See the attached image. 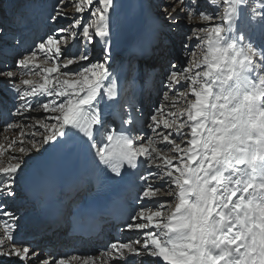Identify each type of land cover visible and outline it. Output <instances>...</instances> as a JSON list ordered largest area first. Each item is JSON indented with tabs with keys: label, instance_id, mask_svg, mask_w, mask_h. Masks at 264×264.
<instances>
[{
	"label": "snow or ice",
	"instance_id": "6c2138e0",
	"mask_svg": "<svg viewBox=\"0 0 264 264\" xmlns=\"http://www.w3.org/2000/svg\"><path fill=\"white\" fill-rule=\"evenodd\" d=\"M177 2L183 4L184 0ZM209 2L215 14L202 11L199 16L218 22L193 30L186 39L197 40L199 55L193 50L191 62L179 71L171 64L173 70L163 83L169 91L187 84L185 89L175 90V95L184 99V107L169 113L157 108L149 117L147 127L152 135L146 140L143 135L122 134L124 125L133 124L135 107L132 99L121 98L118 80L110 71L112 22L118 0H78L76 12L89 11L82 31L75 30L80 18L68 27L57 28L16 59L19 73L5 62L0 78L7 80L8 90L15 94L16 114L32 110V98H48L37 107L50 114L46 119L51 122L36 121L42 131L31 134L27 141L30 148L23 146L24 140L19 142L21 154L51 150L70 154L88 149L114 180H123L128 170L142 166L157 169L138 176L144 188L137 200L167 195L173 201L166 212L159 210L163 205L157 210L140 208L131 216L132 223L125 225L127 230L155 229L143 233L142 247L156 258V264H264V74L259 71L264 67V0ZM190 3L193 8L188 10L189 16H194L197 0ZM63 5L64 0H59L54 6L49 17L53 23L64 16ZM161 11L169 20L174 18L167 7ZM15 19L23 22L19 16ZM0 38L15 39L4 27H0ZM75 39H82L81 51L64 56L62 46ZM97 41L103 45L101 60L90 62L79 72H60L61 67L91 61L89 47ZM38 54L44 56L39 63ZM8 55L7 45H0V57ZM50 60L53 63L48 66ZM105 100L108 106L102 109ZM108 118L119 121L121 133L105 128ZM98 132L106 140L102 146L96 142ZM157 137L168 147H157ZM137 141L143 142L137 146ZM13 159L15 163L0 168V199L17 197L18 177L27 167L26 159ZM161 179L169 185L166 192L153 185ZM0 214L11 220L4 226L6 239L12 240L19 217L5 211L3 203ZM133 243L139 245L141 240L114 242L110 248L120 256L127 250L130 256L140 257L141 250ZM4 245L5 239L0 238L3 257L15 256L25 262L39 256L29 246ZM40 264L65 261L49 258Z\"/></svg>",
	"mask_w": 264,
	"mask_h": 264
},
{
	"label": "rangeland",
	"instance_id": "374dc122",
	"mask_svg": "<svg viewBox=\"0 0 264 264\" xmlns=\"http://www.w3.org/2000/svg\"><path fill=\"white\" fill-rule=\"evenodd\" d=\"M21 1L22 0H2V1L0 0L1 10L2 11L4 10L6 12V14H4L2 16L3 19H6V20L10 19L9 18L10 8L9 7L11 5L16 4L18 2H21ZM29 1L30 0H28V2ZM50 1L51 2H49V5H47V6L50 9V15H53L54 12H53V9L51 8L52 7L51 4L53 3V1L52 0H50ZM77 2H78V0H64V5L61 7V11L64 14V16L58 18L55 23H52L53 24V28L51 29L50 35H52L57 28H64V27L70 26L73 23V21L75 19H77V18L81 19V24H80L79 28H77L75 30L78 31V32L82 31L83 24L86 23L88 21V19H89V11L86 10L83 14L77 13L76 12V8H75V4ZM58 3H59V0L56 1L55 6ZM118 3H119V8H118V11H117L114 19H113L112 24H117L118 23V27L119 28L113 27L114 36L112 37V40H111L112 43H115V42L119 41V36L126 30L127 27H129L132 24L133 15H134L135 12H138L139 9L142 10V14L146 13V14H144L145 17H146L147 14H148V16L153 14V15H155V17L156 16H160V17H163V18L166 17V20H162L164 28H166L168 30V33H170L171 35H174L175 40H176V42L178 44L177 45L178 49L176 51H178L180 54L182 53V55H180L179 58H178L177 57V52H176V54H174V57H172L170 59L168 65H167L168 68L166 69V67H165L166 76H167V74L170 71L173 70L170 67L171 64H173V63L176 64L177 65V69L176 70L179 71V70H182L184 67L189 65V63L192 60V51L193 50H195L197 52V54L199 55L200 50L195 47L196 44H197V40L195 38H193L191 41L186 39L188 36L192 35L193 30L194 29L203 28V27H208V26H211L213 23L218 22V21H204L199 16V13L202 12V11H204V12H213V14H215V11L211 7L209 0H197V3L195 5V9H194L196 14L194 16H189V11L188 10L193 8V5L190 3V0H184L183 4L178 3L177 0H118ZM20 5H18L17 8ZM30 5H32V4H30ZM173 5H175V7H176V11L175 12H172V6ZM147 7L149 9H151V12H153V13L149 12V9ZM162 7H167V12L172 13V16L174 17L172 20H169L167 18V14L164 11H161ZM53 8H54V6H53ZM34 9L35 8H33L32 11H34ZM220 10H222V9H220ZM45 19H46V22H48V23L52 22L49 19V15ZM134 19H136V18H134ZM28 30H30V28H28ZM23 31H24V34H22L21 37H26L28 35V31L25 30V29ZM168 37H169V34H168ZM155 38L158 39L159 37L157 36ZM155 38H153L151 41H149L145 45V48L143 50H139L138 51L139 53H141L144 56L143 64L141 65V67L139 69V71L140 70L141 71L138 72L139 75L144 74V79L141 80L140 78H138V74H137L136 79L133 80L134 83H135V80L137 81L136 87H142L143 88L142 91H145L146 93H151L152 91L157 93L155 88H154V86H151L152 84L157 82V80H156V78L149 79L148 73H147V71L145 69V66H144V64H145L144 61L146 60L147 57H154L157 60H162V61H165L166 58L168 57L167 56V51L168 50L166 51L162 47L161 43L158 44V40H157V42L154 41ZM8 44H11V46H12L14 43H8ZM186 44L188 45L187 48L185 47ZM82 46H83L82 39L69 40V42L67 44V50H66L67 54H65L64 56L78 55L79 52L82 49ZM19 47L22 48L21 43H20ZM65 47L66 46H62V52L64 51V49H66ZM91 47H92V45L90 46L89 51L91 50ZM97 47H99V46H97ZM93 50H94V48L90 51L91 61H83V62H79V63H74L73 65H70L71 68L69 70H67V71L66 70H61V72L62 73L63 72H79L81 70V68L86 67L90 62H95V61L101 60L102 59V51H100L101 47H100V49H98V48L95 49L97 51H100L98 53H96ZM8 52H9V56L10 57L14 55V51H12V52L8 51ZM149 52H150V54H148ZM40 55H43V54H40ZM62 60H63V57H61V61ZM15 61H14V68L17 71H19V69H17L16 66H15ZM49 63L52 64L53 61L50 60ZM154 66H155V64H153V67ZM0 68H1V66H0ZM262 68L264 69V67H262ZM0 71H2V70H0ZM37 71H39V69H37ZM259 71H261L262 74H264L262 69H260ZM25 78H27V77H25ZM165 78L166 77H164V81H165ZM1 79L3 80L4 78H1ZM177 86H178L179 90H183V89H185L187 87V84L186 83H181L180 85H177ZM177 86H174V87L177 88ZM162 87H163V84H162ZM125 90H127V88H125L123 91H125ZM167 92H168V90L166 91V88H165L163 90V92L161 93L160 103H159V106L157 107V108H160L162 113H164V111L169 113V112L175 111L176 108L184 107L183 106L184 103H182L184 101L183 98L175 95V93H173L172 91H171V95L169 97ZM165 93H167V95H168L167 97H169V98H166ZM172 97H174V98L172 99ZM177 97L179 99H182V100H178L177 101ZM189 99H191L190 96H189ZM38 100L33 101L32 104L35 105L37 102L40 103L41 99H38ZM46 100L47 99H44L42 102H46ZM164 105H168V106L171 105L172 107H173V105H175V107L174 108H165ZM34 108H35V106H34ZM163 109H164V111H163ZM49 115L50 114L41 113V116H37V115L35 116V115L32 114V115H30L31 118H29L30 116H25L24 119L28 122L27 125H33V126L28 127V128H27V126L22 124L23 121L20 120V119L18 121L16 120V127L14 129H7V130L5 129V130H3V128L0 127V141H1V139H3V144H0V151L3 148L4 144H8V143L11 144L12 143V140H11L12 138H14V139L18 138L17 140H19V142L21 140H24L25 141V145L28 146V147H31V145L28 144L27 141L31 138V134L33 133V131L34 130L42 131V129H39L38 126H36V121L37 120H43L46 123H50L51 121L46 119V117L49 116ZM158 118H159V116H158ZM165 118H166V116H165ZM22 128L24 130V135H22V132H21ZM9 132H13V133L11 134ZM7 137H8V139H7ZM37 139H40V137L37 136ZM157 141H158L157 142V147H161V148H167L168 147L166 145V142H163L158 137H157ZM19 142H17L14 145L11 144V147L13 149L19 150V147L21 146V144ZM138 142H140V141H138ZM140 143H142V142H140ZM3 150L5 151V153H9L6 147H4ZM1 152H3V151H1ZM15 152H16V154H11L12 157H20L21 159H24V158L27 157V154H21L19 151H15ZM172 154L175 155L174 153H172ZM0 156H2V154H0ZM6 158L7 159H1V157H0V164L2 163V161L6 162L7 165H9L10 163H15L13 158H11V157H6ZM29 167H31V166H28L24 170V172H26V170ZM24 175H25V173H24ZM157 182H158V184L154 185V187L160 188L162 192H166L167 188L169 186L167 181H166V179H161L160 181H157ZM160 196L161 197L164 196V198L162 199ZM160 196H158L156 198L157 199V204L154 205V207H152V210H157L160 205H163L164 207L160 208L159 210H161L163 212H166L167 208H168V204L173 201V197L167 196V195H160ZM150 229H145V230H150ZM144 232L145 231L143 230V231H140L138 233L141 234V236H143ZM138 233H135L132 236L133 237V241L129 240V241H126V242H123V243L134 242L135 240H137L136 236H137ZM133 247H136V248H139V249L142 248L140 244H139V246L138 245L136 246L134 243H133ZM39 249H40V252H41L42 248H39ZM140 250H141V253L146 254V257H148V259L146 258V261H150V262H153V263L156 262V261H152L151 258L148 256V254L143 251V249H140ZM101 253L102 252H99L97 254V256L99 254H101ZM102 254H105V253H102ZM105 256H106V254H105ZM10 258H12V259H10ZM90 260H95V259H90ZM115 260H113V261H115ZM0 261L3 262V263L7 261L6 263H8V264H14L15 263V256L14 257L13 256L12 257H3V256H1L0 257ZM113 261H111V262H113ZM134 261L127 262L124 259H120V261L118 262V260H116V262L118 264H132V263H134ZM26 262L29 264L28 260ZM3 263H0V264H3Z\"/></svg>",
	"mask_w": 264,
	"mask_h": 264
},
{
	"label": "bare ground",
	"instance_id": "6f19581e",
	"mask_svg": "<svg viewBox=\"0 0 264 264\" xmlns=\"http://www.w3.org/2000/svg\"><path fill=\"white\" fill-rule=\"evenodd\" d=\"M31 2V0L28 2V4ZM32 12H34L33 14H32ZM134 13V12H133ZM137 13H142V10H139ZM144 14H146V13H144ZM143 14V15H144ZM30 15H36V11H31V12H27L25 15H22L23 17H26V16H28V17H26V18H28L29 19V17H30ZM148 15V14H147ZM146 15V16H147ZM145 16V15H144ZM149 16H155V15H149ZM166 18V17H165ZM114 25V27H118V24H113ZM24 28L26 27V26H23ZM30 28V27H29ZM119 28V27H118ZM24 30V29H23ZM118 32V31H117ZM22 34H24V31L23 32H21ZM154 41H156L157 42V38H155L154 39ZM9 48H14V44L12 45V46H9ZM98 48V47H97ZM19 49L21 50V47H19ZM92 49V48H91ZM98 49H100V46H99V48ZM66 50H67V46H66V49H64V51H63V53H64V55L65 54H67V52H66ZM9 51H13V49H11V50H9ZM91 51V50H90ZM138 54L139 55H142L141 53H139L138 52ZM134 55H136V53L135 52H131V54H130V62L134 59ZM7 58H8V60L10 61V59H11V57L8 55L7 56ZM1 60V59H0ZM145 62V61H144ZM160 63V62H159ZM52 65V64H51ZM50 65V66H51ZM141 67V66H140ZM71 68V66H68L67 68H64V67H61V69H60V71L61 70H69ZM164 70H165V68H164ZM138 72H139V70L137 69L136 70V75L138 74ZM37 79H39V77H36ZM5 79V78H4ZM134 79H136V78H134ZM133 79V80H134ZM130 85H133V86H136L137 85V81L135 80V83L134 84H130ZM151 86H154L153 84L151 85ZM126 87H123L122 88V90H121V94L122 95H124V94H126L127 93V90H125V91H123L124 89H125ZM146 89V88H145ZM154 90V89H153ZM175 90H179V88H178V86H177V88L176 87H174V91H172L173 93H175ZM7 91H5L1 96L2 97H5L7 94ZM134 93V92H133ZM36 98V97H35ZM35 98H32L33 100H32V102L33 101H35L36 99ZM174 97H172V99H173ZM39 99H41L40 100V103H43L42 101L44 100V99H48L47 97H39ZM178 100H182V99H179L178 97H177V101ZM182 103H184V101L182 102ZM37 104H39V102H37L35 105H33L32 104V110H30V111H27V112H22V113H20V114H16V107H17V104H16V106H15V108H11V113H12V116H13V118L14 119H17V118H21L22 119V124H24L25 126H27V128L28 127H30V126H33V125H27V121L24 119L25 118V116H30V115H32V114H34L35 116L37 115V116H41V113H45L41 108H38L37 107ZM182 105V104H181ZM34 106H35V108H34ZM165 106V108H174V107H172L171 105H164ZM183 106H184V104H183ZM182 108V107H181ZM163 111H164V109H163ZM169 112V111H168ZM164 113H167V112H165L164 111ZM46 114H48V113H46ZM141 114H138V116H140ZM167 118V117H166ZM19 125V124H18ZM21 126V125H20ZM20 131V130H19ZM34 131H36V130H34ZM33 131V132H34ZM21 132L22 133H24V130H23V128L21 129ZM11 134L13 133V132H10ZM15 134V133H14ZM4 137V136H3ZM11 138V137H10ZM7 139H8V137H7ZM18 138H12L11 140H12V145H14V144H16L17 142H19V140H17ZM5 141V140H4ZM10 142V141H9ZM138 142V141H137ZM0 144H3V139H1V141H0ZM11 144H4V146H3V148L4 147H6L7 148V150H8V152L9 153H5V151L3 150V148L1 149V151H3V152H1L0 151V154H2V156H0L1 157V159H7L6 157H11V158H13L12 157V155L11 154H16V152L15 151H19V150H17V149H13L12 147H11ZM24 147H26V148H30V147H28V146H26L25 144L23 145ZM42 151V150H41ZM61 152H62V150L60 151V150H51V151H49V152H43L42 154H39V153H36L35 151H33L32 153H31V156H28L27 155V157L26 158H24V159H26V161H27V167L28 166H31V167H29V168H33V167H35V166H37V167H40V166H43V165H45V164H47L49 161H51L52 159L53 160H56L58 157H59V155L61 154ZM18 154V153H17ZM170 155H173L172 153H170ZM20 158V157H19ZM28 158V159H27ZM14 162H16L15 161V159H14ZM174 163H175V161H174ZM8 165L6 164V162H3L2 161V163L0 164V168H4V167H7ZM27 167H25V169L27 168ZM28 168V169H29ZM24 169V170H25ZM153 170V168H147V167H145V173H148V172H151ZM25 173V172H24ZM24 175V174H23ZM0 176L2 177V179H3V176H2V174H0ZM19 181H20V179H19V177H18V185H17V188H16V191H17V197L15 198V199H11V198H9V199H2L3 200V202H4V205H5V207L6 208H8L9 209V211H16L17 213H18V210L19 209H21L22 207H20V206H17L16 205V203L15 202H20V200L22 199L20 196H22V193H21V191H20V188H19ZM156 184H158V182H156ZM23 200V199H22ZM22 200H21V203H23L22 202ZM147 200H145L144 202H146ZM148 201H152V204H153V206L154 205H156L157 204V199L156 198H153V199H151V200H148ZM24 207H26V209L27 208H29V206L30 205H28V204H22ZM147 209H150V208H147ZM151 210V209H150ZM19 214V213H18ZM27 214V213H26ZM16 216H18V215H16ZM20 219V218H19ZM2 221H4V219H1L0 220V238H4L5 239V245H4V247H6V248H10L12 245H11V242H13V241H16V235L17 234H15V231H13V233H12V235H13V239L12 240H7L6 239V237H5V226L1 223ZM19 222V220L16 222V225L17 226H19L20 224L18 223ZM146 222V221H145ZM19 228V227H18ZM150 228H152L151 226L149 227V229ZM20 229V228H19ZM140 231H143V230H134L133 231V235L135 234V233H138V232H140ZM127 234V233H126ZM122 235L123 236V239H125V237L127 236V235ZM137 239H140V240H142L143 239V236H141V234H137ZM133 241V240H132ZM124 241L122 240L120 243H123ZM141 245V247H142V245H143V243L142 244H140ZM140 249H143V247L142 248H140ZM1 257V256H0ZM144 260L146 261V258L148 259V257H146V254L144 255ZM10 259H12V258H10ZM29 259V258H28ZM118 260V262L120 261V259H124V260H126L127 262H131V261H134L135 259H134V257H132V256H130L128 253H127V250H125V254H124V256L123 257H120L119 255H118V253H116L114 250H112V249H110L109 250V252H108V254L105 256V254H99L96 258H95V260H89L88 261V264H99V262H102L103 264H112V262L111 261H113V260ZM7 262V261H6ZM0 263H3V262H1L0 261ZM19 263H23V262H21L19 259L17 260H15V264H19ZM144 263V262H143ZM3 264H5V263H3ZM25 264H28L26 261H25ZM82 264H85V263H82ZM151 264H156V262H151Z\"/></svg>",
	"mask_w": 264,
	"mask_h": 264
},
{
	"label": "water",
	"instance_id": "95a60500",
	"mask_svg": "<svg viewBox=\"0 0 264 264\" xmlns=\"http://www.w3.org/2000/svg\"><path fill=\"white\" fill-rule=\"evenodd\" d=\"M139 20L142 22L144 20V17H139Z\"/></svg>",
	"mask_w": 264,
	"mask_h": 264
}]
</instances>
